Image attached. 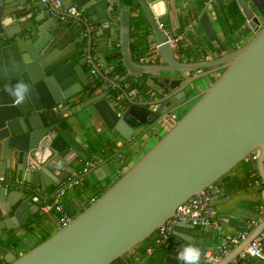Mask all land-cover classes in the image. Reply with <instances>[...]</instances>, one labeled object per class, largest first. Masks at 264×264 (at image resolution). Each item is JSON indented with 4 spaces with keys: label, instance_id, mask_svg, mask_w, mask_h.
Segmentation results:
<instances>
[{
    "label": "water",
    "instance_id": "water-1",
    "mask_svg": "<svg viewBox=\"0 0 264 264\" xmlns=\"http://www.w3.org/2000/svg\"><path fill=\"white\" fill-rule=\"evenodd\" d=\"M51 1L0 0V240L34 227L44 200L96 156L94 143L114 145L112 159L120 162L121 153L169 130L44 242L32 248L20 242L26 252L18 258L0 245L6 264H114L198 192L210 189L216 201L224 193L218 181L255 152L264 185V0H220L226 18L235 3L254 32L230 53L202 13L199 28L213 52L199 62L177 56L158 27L162 17L174 22L178 0H59L60 9ZM71 7L80 14L69 15ZM140 14L151 38L138 25L134 48L150 49L153 42L157 63L139 64L132 54V23ZM193 101L181 119H172ZM107 163L89 174L105 180ZM241 215L255 219L243 211L231 218ZM263 229L264 217L214 264L231 263ZM172 236L162 244L161 264H182L177 250L183 242L200 248V264H206L204 254L215 255L209 244L220 239Z\"/></svg>",
    "mask_w": 264,
    "mask_h": 264
},
{
    "label": "crops",
    "instance_id": "crops-1",
    "mask_svg": "<svg viewBox=\"0 0 264 264\" xmlns=\"http://www.w3.org/2000/svg\"><path fill=\"white\" fill-rule=\"evenodd\" d=\"M204 1L205 0H178L176 3V19L173 23H171L168 16L162 17L157 20L158 25H161L162 27L161 30L165 33H170L172 35L173 30L177 32V30L181 28V32L178 35H182L184 39L177 44L175 54L177 56H180L183 54L181 50H186V52L190 53V56L188 58L191 62L201 61L202 59H199V57L203 54V51L208 52L207 59H211V53L213 52L211 45L205 42L204 39L206 38L199 27L194 29V33L186 34L184 32L185 27L189 26L192 23L193 19H198L200 15L205 12V10L211 11L208 15L211 19L212 25L214 26L219 37L221 39H225L227 43L226 53H230L238 49L244 43L249 41L254 35V32L251 28H249L244 17L242 16L241 11L235 3H233L232 9L229 11V19L226 18L225 13L222 10V2L220 0H217L215 3H213L208 9H205V6H203L202 11L198 15H194L195 10L201 3H204ZM148 36H150L151 38L150 33ZM150 43V47L152 48H150V51L152 53L150 61H155L157 63L160 59L158 58L155 49L153 48L154 43ZM219 75L220 73H217L205 78L203 83L200 85V88L195 91L190 97L199 94L205 88L210 86L218 78ZM173 115L176 116V119L178 118L177 113H174ZM168 130L169 128H166L164 130L155 132L154 134L149 135L144 141H142L140 146H138L133 151L121 153L120 162L116 161V159H112V157L114 156V149H116L114 145L110 144L104 139L94 143L93 147H95L94 155H96V168L99 163L108 161L107 167L111 170V175L101 182L96 181L95 177L92 174L86 175L83 183L67 191L66 195L62 199L64 208L67 205L70 208L71 212L76 214L80 213L83 206L89 201V199L97 195V193L99 191H102L105 187H109L110 183L112 185L116 178H120L128 169H130L143 155H145L147 151H149L157 143V141ZM98 146L102 147V150L105 149L103 147H106L110 150L112 149L111 155L107 158L104 157L103 154H101L102 152L99 151L100 148ZM253 164L256 167V162H254ZM234 176H238V178H240L243 176V174L238 173V171H233L231 172L229 178H233ZM83 187H85L87 190H83ZM217 188L219 189V191L222 189L224 190V193H218L217 200L212 202L220 203V205L213 207L217 217L221 221V230L219 231V233L212 230L206 231L196 228L191 229L189 228L191 227L189 225V227H175L172 233L177 232L180 235H197L203 237H207L210 235L219 236V242H213L209 244L210 246L215 247L214 256L218 258V261L223 256H221L220 248L217 247H224L227 244L228 238L236 237L238 233H241L243 230H245L247 234L250 233V231L257 225L258 221H260L257 219L252 220L246 218L243 215L239 217L240 220H238L237 218H231V216L236 213L238 214L240 211H243L244 213H248L254 217L255 211H257L259 207L261 208L264 204V190L261 189V186L258 182H253L251 185L242 190L230 193L226 190L224 182L222 180L218 181ZM52 193L53 192H51V194ZM48 198L44 200L43 204L46 203ZM57 218L58 215L55 213H39L37 222L32 229L19 231L14 239L2 237V239L0 240V245L7 249L10 253H12L15 258H18L26 252L24 248L20 246V242L24 241L27 246L32 248L35 247L37 242H39V240L44 236L50 237L60 229L57 224ZM173 239L174 238L172 236V240ZM241 242L242 240L240 241V243ZM187 245L188 244L183 242V246ZM233 248L234 247H232L230 251ZM209 252L210 251H207L206 253ZM131 257L134 258L133 264H145L144 261L139 259L137 252L132 253ZM255 262L256 260L250 261V263ZM0 264H3V259L1 257Z\"/></svg>",
    "mask_w": 264,
    "mask_h": 264
},
{
    "label": "built area",
    "instance_id": "built-area-1",
    "mask_svg": "<svg viewBox=\"0 0 264 264\" xmlns=\"http://www.w3.org/2000/svg\"><path fill=\"white\" fill-rule=\"evenodd\" d=\"M41 1L45 2V0ZM216 1L217 0H206L205 9L210 8L211 5ZM51 2L56 8H61V2L59 0H52ZM67 13L71 16H78L80 14V11L77 7H71L67 10ZM158 27L162 29L161 25H158ZM198 27V19H193L192 23L189 26L185 27L184 32L186 34L194 33V29ZM167 34H169V42L175 50L177 48V44L183 41L184 37L178 34ZM151 49H149V52L144 55L136 56L137 63H149L152 54L150 51ZM172 119L175 121L177 120L175 115H172ZM256 160L257 152L253 153L251 156H248L247 159H245V162H256ZM95 168L96 156H94L92 160L82 164V167H80V169L74 176L68 178L67 180H64L61 185L50 195L46 203H44L40 207L39 213L57 214V224L60 228L68 224L73 219V217H71L70 214L66 212L62 203V199L64 198L69 189H72L83 183L85 176L88 175ZM210 191V189L202 190L191 198H189L185 203L181 204L175 210L173 216L155 232V244L162 245L170 242L172 240V231L179 223H185L196 229L206 231L212 230L219 233V231L221 230V221L217 217L211 205L212 200ZM246 236L247 232H241L238 233L236 237L228 238L227 244L224 247L220 248L221 256L226 255L232 247L238 245L240 241L243 240ZM263 249L264 229L256 238H254L250 242V244L238 255V257L229 264H249L251 260H264ZM151 252V249L146 250V254L148 255H150ZM204 259L206 264H214L218 258L209 252L204 255Z\"/></svg>",
    "mask_w": 264,
    "mask_h": 264
},
{
    "label": "trees",
    "instance_id": "trees-1",
    "mask_svg": "<svg viewBox=\"0 0 264 264\" xmlns=\"http://www.w3.org/2000/svg\"><path fill=\"white\" fill-rule=\"evenodd\" d=\"M206 1V0H205ZM205 1L204 3H201L198 8L195 10L194 15H198L202 9L203 6H205ZM139 9V7L137 5H134ZM142 24L146 30H147V34L150 33V29L148 26L147 21L145 20V18L140 14L139 17V21L138 22H133L132 23V27H133V32H132V54L134 56H140V55H144L146 53L149 52V48L145 47L143 50H139V49H135L134 46L137 45L138 43V37L136 35V30H137V26ZM181 32V28H179L176 32V34H180ZM205 42L208 43V41L206 39H204ZM181 52L186 56L189 57L190 53L186 52V50H181ZM208 55V52L203 51V54L199 57V59H205ZM100 149L99 151H101L104 157H108L111 155V151L112 149H107L106 147H103L105 149L102 150V147L98 146ZM253 154V153H252ZM251 154V155H252ZM250 155V156H251ZM254 162H241L239 163L231 172H235L238 171V173H242L243 176L238 178V176H234L233 178H229L231 172H229L227 175H225L224 177H222L220 180H222L224 182L225 188L228 192L232 193V192H237L239 190H242L244 188H246L247 186L251 185L253 182H258L261 186V189L264 190V185L262 184V181L259 177V174L257 172V168L255 167V165L253 164ZM240 169V171H239ZM119 178H116L114 180V182H116ZM111 186V183L109 184ZM88 186V185H87ZM109 186V187H110ZM109 187H105L102 191H99L97 193V195H95L94 197H92L91 199H89V201L83 206L82 211L84 209H86L93 201H95L97 198H99ZM65 210L66 212H68L70 214L71 217H75L76 215H78L79 213H73L71 212L70 208L66 205L65 206ZM81 211V212H82ZM80 212V213H81ZM254 217L257 220H261L264 217V204L262 205V207L255 211L254 213ZM242 232H246L245 230H243ZM49 236H44L42 239L39 240V242H37L36 246L41 244L42 242H44L46 239H48ZM11 239H14V237H12ZM147 249H151L152 252L150 255L146 254V250ZM137 252V255L139 257L140 260L144 261L145 264H148L149 262H157L159 264H161L163 256L165 255V249L163 248L162 245H157L155 244V233L149 237L147 240H145L143 243L139 244L137 247H135L131 252H129L127 255H125L124 257L118 259L117 261L114 262V264H133L134 262V258H132V253ZM129 256V257H128ZM128 257V258H127ZM3 264H6V262L3 260Z\"/></svg>",
    "mask_w": 264,
    "mask_h": 264
},
{
    "label": "clouds",
    "instance_id": "clouds-1",
    "mask_svg": "<svg viewBox=\"0 0 264 264\" xmlns=\"http://www.w3.org/2000/svg\"><path fill=\"white\" fill-rule=\"evenodd\" d=\"M177 259L182 264H200L201 249L192 244H188L177 250Z\"/></svg>",
    "mask_w": 264,
    "mask_h": 264
},
{
    "label": "rangeland",
    "instance_id": "rangeland-1",
    "mask_svg": "<svg viewBox=\"0 0 264 264\" xmlns=\"http://www.w3.org/2000/svg\"><path fill=\"white\" fill-rule=\"evenodd\" d=\"M205 12L207 13V14H210V10H205ZM248 42V41H247ZM246 42V43H247ZM245 44V43H244ZM243 44V45H244ZM241 47V46H240ZM196 101H193L192 103H190L188 106H186L184 109H182V110H180V111H178L177 112V114H178V118H177V120H179V119H181L186 113H187V111L193 106V104L195 103ZM164 135H165V133H164ZM115 183V182H114ZM83 190H87L85 187H83L82 188Z\"/></svg>",
    "mask_w": 264,
    "mask_h": 264
},
{
    "label": "flooded vegetation",
    "instance_id": "flooded-vegetation-1",
    "mask_svg": "<svg viewBox=\"0 0 264 264\" xmlns=\"http://www.w3.org/2000/svg\"><path fill=\"white\" fill-rule=\"evenodd\" d=\"M134 59H135V61L137 62V57L136 56H134ZM151 62V61H150Z\"/></svg>",
    "mask_w": 264,
    "mask_h": 264
}]
</instances>
